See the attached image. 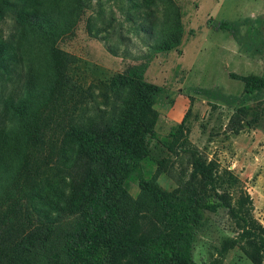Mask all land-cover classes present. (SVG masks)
Instances as JSON below:
<instances>
[{
	"label": "rangeland",
	"instance_id": "1",
	"mask_svg": "<svg viewBox=\"0 0 264 264\" xmlns=\"http://www.w3.org/2000/svg\"><path fill=\"white\" fill-rule=\"evenodd\" d=\"M30 2V9H40L50 20L51 34L18 24L13 13L0 20V35L11 38L18 53L12 70L0 80V215L12 205L31 202L23 171L25 127L36 109L43 111L52 98H59L55 52L62 51L71 58L73 98L67 103L76 118L87 107H107L103 92L113 75L147 63L145 78L157 88L159 112V139L151 143L147 172L156 173L167 191L187 181L193 170L191 154L163 141H172L171 132L183 129L180 142L239 176L240 188L253 199L254 215L264 224V90L262 102H247L252 104L249 119L262 117L238 134L228 127L248 93L232 74L264 77V0ZM221 20L242 23L241 41L214 26ZM257 30L261 43L254 42ZM168 44L172 47L164 48ZM196 88L220 91L226 98H208ZM11 95L14 103L7 109ZM124 182L132 194L138 193L135 180ZM205 218L193 249L198 264H254L241 249L240 230L225 210L207 212Z\"/></svg>",
	"mask_w": 264,
	"mask_h": 264
},
{
	"label": "trees",
	"instance_id": "2",
	"mask_svg": "<svg viewBox=\"0 0 264 264\" xmlns=\"http://www.w3.org/2000/svg\"><path fill=\"white\" fill-rule=\"evenodd\" d=\"M30 3L0 0V20L13 13L18 24L51 34L50 20L40 9H30ZM241 25L229 20L214 24L238 41ZM262 36L257 30L254 42L261 43ZM11 40L0 35V80L18 61ZM70 61L68 54L55 52L59 98H52L43 111L36 109L26 124L23 171L31 202L12 205L0 215V264H198L193 249L206 225L205 214L223 210L240 230L245 255L254 264H264V224L254 215L250 193L240 188L241 179L232 169L180 142L183 129L171 132L172 141H163L191 154L193 170L187 181L167 191L156 173L147 172L151 143L159 139L157 88L145 78L147 63L113 75L103 92L107 107H87L76 118L67 103L73 98ZM232 77L248 89L246 102L228 124L238 134L262 117L249 119L252 104L247 102L263 101L264 77ZM196 91L226 98L210 88ZM13 103L11 95L7 109ZM126 179L138 183L136 195L126 187Z\"/></svg>",
	"mask_w": 264,
	"mask_h": 264
}]
</instances>
